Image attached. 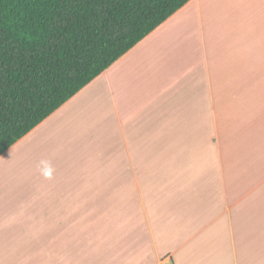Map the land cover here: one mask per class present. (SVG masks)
<instances>
[{
    "label": "crops",
    "instance_id": "1",
    "mask_svg": "<svg viewBox=\"0 0 264 264\" xmlns=\"http://www.w3.org/2000/svg\"><path fill=\"white\" fill-rule=\"evenodd\" d=\"M156 97L157 135L140 138L135 151L128 145V163L108 173L112 184L99 186L97 197L106 198L95 208L62 217L7 211L36 198L48 211L51 192L75 189L65 185L67 174L105 181L100 155L91 153L98 127L112 143L116 126L125 133L130 114L155 106ZM172 140L173 167L157 168V216L148 207L145 216L114 218L120 194L153 153L143 145ZM197 143L207 148L194 152ZM82 153L93 168L65 166ZM96 210L107 212L100 223L121 229L82 231L98 220L90 215ZM167 257L264 264V0H191L0 156V264H161Z\"/></svg>",
    "mask_w": 264,
    "mask_h": 264
},
{
    "label": "trees",
    "instance_id": "2",
    "mask_svg": "<svg viewBox=\"0 0 264 264\" xmlns=\"http://www.w3.org/2000/svg\"><path fill=\"white\" fill-rule=\"evenodd\" d=\"M191 0H0V156Z\"/></svg>",
    "mask_w": 264,
    "mask_h": 264
},
{
    "label": "rangeland",
    "instance_id": "3",
    "mask_svg": "<svg viewBox=\"0 0 264 264\" xmlns=\"http://www.w3.org/2000/svg\"><path fill=\"white\" fill-rule=\"evenodd\" d=\"M149 104V103H148ZM150 107L142 106L135 113L130 114V118L134 115L133 120L126 122L125 124V133L122 128H118L116 126L114 136L113 133L109 132V135L112 138V143L110 139L105 140V128L98 127L96 132V139L92 144V156L93 153H98L100 157H98V175L104 176L105 181L102 182L101 179H97L90 174H84L79 177V175L70 176L67 174L65 185L71 188H75L72 191H67L65 193L59 192L55 193L53 196L52 192L49 194L51 201L53 202L49 210L46 208H42L38 205L37 198L35 201L33 200L32 205L26 207L25 210H20L19 207H11L7 209V211L11 212V214L18 215H35V216H45L49 215L52 217H62L72 214H80V211H89L96 207V202L104 200L106 197H97V193H102L99 191V186H104V184H112V180L108 179V173H111L113 170V174H116V169L118 167L123 166L122 164L128 163L126 151H128V145L131 147L132 151H135L138 145H134L139 143V139L143 136L152 137L157 135V97L155 106L149 104ZM150 111V112H149ZM144 123V125H143ZM119 122L117 121L118 125ZM212 132V131H211ZM132 140L129 144L126 143V139ZM152 138H148L146 142H151ZM172 144H151L145 143L143 145V150L153 152L151 154L150 159H144L141 168L140 163L137 168V174L134 176V182H132V187L130 191L123 192L120 195L122 196L121 201L118 202V206L113 207V212L111 215L114 218L122 219L125 216H145L147 213L148 207L151 208V212L154 207L153 215L157 216V203H155L157 197V168L164 167L161 169H169L173 167L174 161L170 160L169 155H173L172 148L178 146L175 144V141ZM107 147V149H106ZM172 147V148H171ZM112 148V151H111ZM207 148L205 143H197L193 147L194 152H201ZM171 149V152H170ZM113 152V154H111ZM81 159L77 158L68 163H65V166L74 165V161H76L75 166L86 167L89 169L90 167H94V159L92 157L84 156L82 153ZM89 161H91L89 165ZM131 161V160H130ZM111 163V164H110ZM137 163V161H136ZM119 167V168H120ZM144 173V174H143ZM112 177V173L110 174ZM105 189V187H104ZM105 190H109L108 188ZM46 192H44L45 194ZM38 193H35L37 195ZM41 201V199H40ZM151 202L150 204H148ZM148 204V205H147ZM93 218L97 217L96 222L93 223H85L81 225L82 231H87L89 233H103V234H115L111 231L120 230L121 224H115L112 222L102 224L100 223L103 219L101 216H106L107 212L103 211L98 213L97 210L90 214ZM94 219V218H93ZM130 218L124 219L125 222L129 221ZM123 226V225H122ZM31 232V231H28Z\"/></svg>",
    "mask_w": 264,
    "mask_h": 264
},
{
    "label": "built area",
    "instance_id": "4",
    "mask_svg": "<svg viewBox=\"0 0 264 264\" xmlns=\"http://www.w3.org/2000/svg\"><path fill=\"white\" fill-rule=\"evenodd\" d=\"M161 264H175V263L170 257H167L161 262Z\"/></svg>",
    "mask_w": 264,
    "mask_h": 264
}]
</instances>
